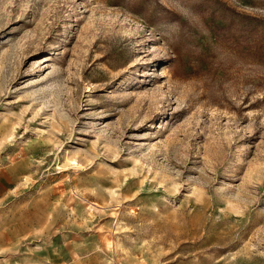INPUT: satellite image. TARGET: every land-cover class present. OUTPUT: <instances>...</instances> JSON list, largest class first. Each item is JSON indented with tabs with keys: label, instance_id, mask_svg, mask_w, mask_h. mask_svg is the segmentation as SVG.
Instances as JSON below:
<instances>
[{
	"label": "rangeland",
	"instance_id": "obj_1",
	"mask_svg": "<svg viewBox=\"0 0 264 264\" xmlns=\"http://www.w3.org/2000/svg\"><path fill=\"white\" fill-rule=\"evenodd\" d=\"M0 264H264V0H0Z\"/></svg>",
	"mask_w": 264,
	"mask_h": 264
},
{
	"label": "water",
	"instance_id": "obj_2",
	"mask_svg": "<svg viewBox=\"0 0 264 264\" xmlns=\"http://www.w3.org/2000/svg\"><path fill=\"white\" fill-rule=\"evenodd\" d=\"M3 258V255L2 254H0V259H2Z\"/></svg>",
	"mask_w": 264,
	"mask_h": 264
}]
</instances>
